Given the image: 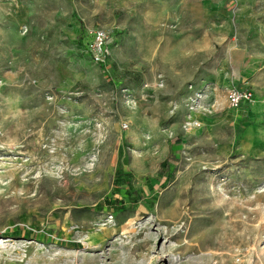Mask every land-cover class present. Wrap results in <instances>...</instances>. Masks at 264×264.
<instances>
[{
  "label": "rangeland",
  "instance_id": "obj_1",
  "mask_svg": "<svg viewBox=\"0 0 264 264\" xmlns=\"http://www.w3.org/2000/svg\"><path fill=\"white\" fill-rule=\"evenodd\" d=\"M0 264H264V0H0Z\"/></svg>",
  "mask_w": 264,
  "mask_h": 264
},
{
  "label": "built area",
  "instance_id": "obj_2",
  "mask_svg": "<svg viewBox=\"0 0 264 264\" xmlns=\"http://www.w3.org/2000/svg\"><path fill=\"white\" fill-rule=\"evenodd\" d=\"M110 39V33L103 29L85 30L80 36L83 50L89 56L90 61L96 65L105 63ZM252 100V91L247 88H237L234 86L227 91V102L234 109L248 104Z\"/></svg>",
  "mask_w": 264,
  "mask_h": 264
},
{
  "label": "crops",
  "instance_id": "obj_3",
  "mask_svg": "<svg viewBox=\"0 0 264 264\" xmlns=\"http://www.w3.org/2000/svg\"><path fill=\"white\" fill-rule=\"evenodd\" d=\"M235 87H237V88H241V87H238V86H235ZM251 103V102H250ZM249 105V103L248 104H244L243 106H248Z\"/></svg>",
  "mask_w": 264,
  "mask_h": 264
},
{
  "label": "trees",
  "instance_id": "obj_4",
  "mask_svg": "<svg viewBox=\"0 0 264 264\" xmlns=\"http://www.w3.org/2000/svg\"><path fill=\"white\" fill-rule=\"evenodd\" d=\"M79 43H80V45L82 46V43L80 42V39H79Z\"/></svg>",
  "mask_w": 264,
  "mask_h": 264
}]
</instances>
